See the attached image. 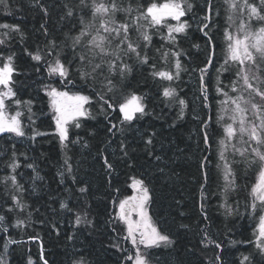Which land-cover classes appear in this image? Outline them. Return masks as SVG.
Returning <instances> with one entry per match:
<instances>
[{
    "label": "snow or ice",
    "instance_id": "1",
    "mask_svg": "<svg viewBox=\"0 0 264 264\" xmlns=\"http://www.w3.org/2000/svg\"><path fill=\"white\" fill-rule=\"evenodd\" d=\"M0 7L7 15L12 14L8 0H0ZM29 7L38 10L42 18L51 15L47 0H29ZM61 10L60 20L68 21L67 30L53 35L44 20L39 25L43 39L32 45L24 43L26 34L21 24L0 22V138L10 141L0 147V158L6 157L2 160L6 171L0 176V184L10 201L4 212L17 214L11 227H27L26 221L32 216V212L27 211L26 218H19L20 213L30 208L23 198L28 189L22 182L21 168L32 170L34 175L29 179L33 189L35 181L43 179L34 160L22 163L21 157L24 161L29 157L27 151L18 148V143L35 144L38 138L57 141L65 156L64 171L57 172L60 183H65L66 173L76 183L68 152L76 145L89 147V141L80 135V131L95 138L97 129L90 128L88 122L103 116L105 145L110 146L119 134L117 148L122 154L120 159L125 160L128 168L134 167L130 153L135 151L127 141L129 132L143 141L146 155L162 161L163 157L153 151L157 133L140 126V121L150 115L149 93L133 81L146 67L163 101L167 102L166 106L177 105V119H183L188 101L179 96L173 84L181 78L182 71H188L182 60L188 53L181 43L195 28L205 38L204 66L192 69L198 72L202 104L212 108L209 69L216 73L214 91L221 97L215 119L221 128L220 138L216 141L215 168L219 183L215 193L206 187L209 183L207 166L211 161L208 156L200 161L199 209L205 227L201 229L199 243L203 248L217 250L209 264H224L221 255L224 245L207 231L210 225L206 201L209 196L217 195L225 218L240 216V201L236 197L246 190L245 214L257 222L252 233L254 239L232 240L231 243L252 244L258 255L264 257V0H221L219 5H214L213 0H204L203 4L199 0H66ZM221 11L225 16L222 29L217 23ZM213 29L220 30L224 40L223 62L219 67L214 64L217 45L210 34ZM17 37L24 44L23 53L34 62L31 68L36 74L33 81L36 94L28 99L22 95L23 81L19 77L24 73L17 63V52L13 50ZM156 37L160 41L159 47L154 46ZM192 47L201 49L200 44ZM224 73L229 75L222 79ZM37 104L41 107L34 111ZM195 118L201 121L205 149H211L208 128L212 116ZM100 155L111 186L114 165L103 152ZM241 172L245 175L254 173V181L251 184L238 182ZM125 184L131 194L121 197V189L113 188L112 212L106 223L118 225L120 231L112 227V232L128 242L131 248H126L115 238L110 247L123 254L121 264H158L153 251L170 248L176 241L151 214L154 194L147 178L143 174H129ZM66 190L71 194V188ZM77 191L83 195L89 188L84 185ZM69 199L71 195L61 201L60 209L74 214L75 228H95L89 212L91 205L85 201L82 207L74 208ZM52 227L59 235L57 225L52 224ZM180 227L189 228L185 224ZM0 233L3 234L0 236V264H12L11 246L22 242L9 235V216L6 214H0ZM29 239L40 240V237L30 236ZM40 249V259L43 264H49L43 255L42 242ZM253 261L254 256L250 253L242 256L240 264H253ZM27 264L36 262L29 256ZM72 264L91 262L85 255H80Z\"/></svg>",
    "mask_w": 264,
    "mask_h": 264
},
{
    "label": "trees",
    "instance_id": "2",
    "mask_svg": "<svg viewBox=\"0 0 264 264\" xmlns=\"http://www.w3.org/2000/svg\"><path fill=\"white\" fill-rule=\"evenodd\" d=\"M66 0H47L51 15L42 18L38 10L29 7V0H8L12 14L7 15L6 11L0 7V22L19 23L26 34L25 44L32 45L38 40H42L39 25L47 20V26L53 35H59L61 31H66L68 21H61V6ZM203 4L204 0H199ZM214 5H219L221 0H213ZM22 9V10H21ZM203 13H201L202 15ZM217 23L222 29L225 24V16L221 11V16ZM2 31V30H0ZM216 43L217 58L214 60L216 67L223 62L224 40L222 32L213 29L210 33ZM193 44H200L201 49L192 47ZM205 38L202 33L193 28L189 37L182 41L181 46L188 53L182 57L184 67L188 71H182L181 78L175 81L173 86L181 98L188 101V109L183 119H177L179 107L177 105L166 106L159 89L148 75L146 67L136 74L133 81L144 92L149 93L150 115L145 116L140 121L142 129L155 131L153 151L156 155L163 157L162 161H156L153 157L146 155L143 141L133 132L127 133V141L135 151L131 152L134 167L126 166L125 160H121L122 155L117 142L119 134L112 140L110 146L105 145L106 133L104 132L105 121L103 116H98L97 120L89 121L90 128L95 127L98 135L95 138L88 137L85 132L80 131V135L89 141L88 148L76 145L71 148L68 155L72 157L73 174L76 176V183L65 174V183H60L58 171H64V152L55 140L48 138H38L35 144L28 142L18 143L17 146L22 151H27L29 160L22 163L34 162L38 165L39 175L43 179L35 181L33 189L30 176L34 175L31 169L21 168L23 172L22 182L28 189L24 193V200L30 208L25 213H20L19 218H26L27 211L32 212L31 220L26 221L28 226L22 228L11 227L17 218L16 213L7 214L4 209L9 206L10 201L5 188L0 184V214L9 216V235L22 243L12 245L10 249L12 264H27V258H31L36 264H43L40 259V244L43 243L44 258L49 264H72L73 260L80 255H85L91 264H121L122 253L110 247L115 239H120L116 233L112 232V227L106 221L112 212L110 204L114 197L113 188L121 189V197L130 195L131 191L126 187L125 181L129 174H143L150 183L154 194V202L151 206L153 218L159 222L162 229L172 235L176 243L170 248H162L153 251V256L158 258V264H209L210 258L216 254L214 247L203 248L199 243L202 238L201 229H204L205 222L202 220L200 203V185L202 177L200 173V161L204 156H208L211 161L207 170L209 173V183L207 190L215 193L219 183L216 164V141L220 138L221 128L215 123L217 102L221 97L215 93V76L213 69H209L212 75V85L209 88V100L212 108H205L202 104V95L199 91L200 84L198 72L192 71L204 66L206 52L203 48ZM154 46L159 47V38H154ZM24 44L20 43L19 37L13 42V50L18 55V66L24 73L19 77L23 81L22 95L25 99L36 94V74L32 73L31 64L34 63L23 53ZM229 73H224L221 77H227ZM225 84L228 83L225 79ZM163 101V102H162ZM41 107L37 104L34 111ZM211 115L213 118L208 131L210 133L211 149H205L202 140V128L200 119ZM173 122L174 126H173ZM10 143V141L0 138V147ZM113 149H116L115 152ZM103 152L113 163L115 173L112 177L111 186L108 183V173L105 170L100 153ZM0 158V176L5 174L2 160ZM126 159V158H125ZM160 169H163L161 172ZM254 173L245 175L240 173L241 184H251L254 181ZM87 185L89 192L80 194L77 189ZM71 188L69 194L66 189ZM74 208L82 207L87 201L91 205L90 216L95 221V228L87 229L74 226V214L67 213L60 209L61 201L67 199ZM247 191H242L236 198L240 201L239 210L241 215L225 218L223 210L219 208L220 198L217 195L209 196L206 201L209 216L207 231L209 235L224 245L222 257L224 264H240L243 255L254 256L253 264H264V257H260L252 244L237 243L233 245L232 240L246 241L254 239L252 233L256 226L255 218L245 214L244 198ZM52 224L59 228L57 235ZM188 225L189 228H181L180 225ZM0 236H3L0 233ZM30 236H39L40 240H30ZM72 236V239H68ZM115 238V239H114ZM120 243L126 248H130L126 241L120 239ZM2 244V240H0ZM2 252V247H0Z\"/></svg>",
    "mask_w": 264,
    "mask_h": 264
},
{
    "label": "rangeland",
    "instance_id": "3",
    "mask_svg": "<svg viewBox=\"0 0 264 264\" xmlns=\"http://www.w3.org/2000/svg\"><path fill=\"white\" fill-rule=\"evenodd\" d=\"M128 243V242H127ZM126 245H129V247L131 248V245L128 243V244H126Z\"/></svg>",
    "mask_w": 264,
    "mask_h": 264
}]
</instances>
